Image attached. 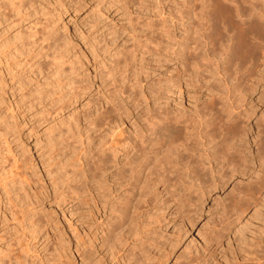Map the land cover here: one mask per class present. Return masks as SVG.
<instances>
[{"label":"rangeland","instance_id":"374dc122","mask_svg":"<svg viewBox=\"0 0 264 264\" xmlns=\"http://www.w3.org/2000/svg\"><path fill=\"white\" fill-rule=\"evenodd\" d=\"M18 1L19 0H14V2H18ZM174 1L175 0H38L34 4V6H30L29 8L28 5L25 7L21 5L20 9L17 12L15 6H9L10 3L9 4L7 3L9 1L6 0L7 4H5V0L4 1L1 0L0 3L2 5L1 4L0 5L3 7L0 6V46L2 45L1 47L3 49L6 44L10 46V47L7 46L8 48H5V50H10V49L12 50V51L10 50L9 52L10 54L12 53L11 55H13L12 57L14 58L12 57L9 58H11L10 60L13 59L12 61L15 62V67L13 70L15 76L14 79L13 78L10 79L7 77L8 80L6 82L8 84V87L10 88L9 89L7 88L8 92L5 95L3 96L0 95V97L2 96L1 98H3V100L0 99V126L3 127L2 131H0V139H1L0 141L2 142V143L0 142V152L2 153V155L0 154V158H1L0 165L1 164L3 166L7 165L6 166L7 169H9L8 167L11 165V167H14L11 168L14 169V171L15 170L17 171L22 170L20 172L25 171L24 174L27 173L26 175L29 178L27 179V181L28 183L29 182L30 183L29 184L25 182L21 183L23 184L22 186L20 183H19L20 185L18 183H15L17 187L13 184L14 188H12L13 190L11 189L10 191L11 194L13 193L12 194L13 197L18 195L21 196V194L23 195L21 196L22 198H25L27 196L26 198L27 201L26 203L23 204V209H24L23 213L19 211L17 212V214H12L9 211L6 212V210H4V208L0 205V259H3L2 263L0 264L8 263V262L5 263V260L8 257L7 256L8 252L12 251L11 253H14L17 252L18 250L19 251L23 250L25 248L24 246H26L24 245V243L25 244L31 243L30 244L31 246L32 243L34 242L33 239L35 238L36 240L34 243L35 246L33 247V254L34 255L36 254L37 262L39 260L38 263L41 264L43 261L44 262L50 261L51 258L52 259L56 258V251H55L56 245L54 244H56L57 241L56 236L59 232L58 230H60L62 227L63 229L66 228L64 230L67 232V234H69L70 232H73L75 228L79 230V232L82 231L85 232L86 229H88L86 223L88 219V217H86L88 216L86 210L87 207L83 202H81L78 199L74 200L73 202L70 201V199H67L68 201L66 200V202L60 204L61 189H63L64 186L68 184V181L67 182L64 181L72 177L71 172L70 175L68 174L69 170L71 171L72 167L67 166L65 167V169L66 170L69 169L67 172V176L68 175L69 176L68 177L65 176L66 179L63 181L64 177L62 176L64 175L63 171L65 169L64 168H63L64 170L62 169L61 163L62 162L64 164L68 163L69 159H71L70 157H72L77 152L84 151L85 149H86L85 150L86 154L89 153V155H87L88 157H92V155L93 157L95 156L98 157L99 154H103L106 152H107L106 154H108V152L112 153V151L110 150L108 151V149L104 150L105 146L103 145V143L107 141V139H108L107 142H109V138L111 140V138H113L114 135H115L114 138L115 137L123 138L125 137V135L126 136L130 135L129 136L130 138L133 136L131 134L134 132V126H133L134 118L131 119V117H129V118H125L124 120L123 119L121 120L122 117L117 116V113L114 111V113H112L113 116L109 117L110 120L109 119L105 120L106 121V122L104 121L105 125L101 124L103 121L98 115L103 113V111L106 108L111 107L109 106V104L106 103L108 99L105 97L106 92L109 88V86H107L108 88H106V84L111 85V83H109L108 81L109 79L106 77V74L104 75L103 73L104 72L103 68H105L106 64L110 65L112 60L115 61L116 58L121 59L123 56L122 54L124 55L127 54L132 57H133L132 54H135V61L131 67L132 70L129 69L126 72V77L128 76L130 80L127 78L126 80L123 81V85H122L123 89L127 90V91L124 90L125 92H129V91L131 92L133 90L130 87L131 83H133L134 80L138 77V79L140 80V84L138 87L141 89V85H143L142 86L143 91H145L149 95L151 94V88L153 87L157 88L156 85L157 82L155 81H162V85H163L164 84L163 82L167 81V79L175 78L177 72L179 73L182 72V64H181L182 61L180 62L179 59L177 60L174 59L172 60V62L167 61L168 59L164 54V52H167L168 50L167 48L169 46L168 45L169 43L167 44L165 41L167 34H163L165 26L166 29L168 30L170 28L169 32L173 33V36L174 34L176 36L178 34L177 38H179L182 35V33L184 34L185 32L183 31L182 28L188 24V18L186 16H181V17L179 16L180 18H182L181 20H179L180 18L177 17L178 21L174 20L176 21L174 24L173 21L170 20V18L172 19L173 17V15L171 14H174L173 12H176V10L174 11V9H176L175 7L178 8L179 6V9L180 7L181 9L185 7V4H182L184 3L183 2L184 0H176V4ZM177 2H180L181 6ZM4 6H7V8H5L6 10L4 9ZM9 8L12 9L10 10ZM25 8L26 9L28 8L30 10L27 11ZM7 9L8 11L10 10L9 15L12 14L11 16L7 15L9 13ZM23 9H25L26 11ZM21 11L23 13L25 11V13L24 14L22 13L20 15ZM25 14L27 16H25ZM20 16L22 17V19H20L21 18ZM244 18L247 17L244 16ZM179 23L181 24V27L179 26L180 25ZM155 24H157V26ZM161 24L162 25L165 24V26L163 25L164 26L163 27ZM158 27H160L161 29L164 28L162 31L163 32L162 35H164L163 37H165V39L161 37L163 39V40L161 39L162 40L161 43L163 45L165 44V46L162 45L164 49L167 46L165 49L166 51L163 49L164 56L161 55L160 53H156L158 49H156L157 47H155L156 44L154 41L156 40L155 38H157L155 36H157V33L159 31L157 30ZM153 30H155V32L157 31V33H155ZM180 38L178 40H180ZM184 38H181V40H184ZM54 39L57 40L55 46L57 44L59 45L61 44L63 50L58 48L59 50L57 52H54V49L51 48L50 50L47 51V57L43 56L45 55L46 52V50H43L41 54L37 55L35 58L31 60L32 62L31 61L28 62L24 54V50H22L20 53L17 54V51L19 52L21 48L18 47L17 49L16 47L17 45L21 46L23 43L28 45L29 43V46L26 47H32V49L35 50L34 53H36L37 51H40L39 50L40 47H45V45H47L48 42L53 43ZM149 39H150V43L152 44L146 43L148 42ZM152 39H154V41ZM63 43L65 44L63 45ZM104 43L106 46L109 45L107 46L108 49L106 48V46H104ZM140 43H142L143 45L145 44L147 45L143 47V45ZM94 45L96 46L97 49L98 47H100V49L101 48L104 49L103 51L102 50L99 51L100 49H98L99 57H97L96 61H94L93 52H92L93 51L92 46ZM1 47L0 50H3L1 49ZM15 49H16L15 51L16 53H14ZM14 54L17 55L14 56ZM159 56L161 57L159 58ZM260 59L263 62L259 60L257 62L258 65L257 63H255L257 67L256 68L254 67V70L252 69L254 75L252 71H249L252 73L251 74L252 76H257L258 74L263 72L264 55H261ZM158 60L160 63L158 62ZM250 62L252 63V61H248L247 63H245L244 66L245 68L242 67L244 69L240 71V74L245 72V70H247L246 68H250L251 70V67L249 66L250 65L252 66V64ZM158 63L161 64V66ZM258 69H260V71ZM205 74L211 75L210 77L211 80L207 78V82H208L207 84L203 82L205 86L212 87L213 86L212 84L223 83L222 79L219 78L218 76L216 75L214 76L209 72ZM233 75L234 77L238 76L236 73H233ZM171 76L173 77L171 78ZM231 77L233 76L231 75ZM231 77L225 76L223 78L230 79ZM104 78L105 79L107 78L106 81H104L105 80ZM184 78L186 79V77L184 76L182 78L181 89L179 90H178V86L176 87L173 86L172 89L171 87L170 88L168 87L169 84L168 85L164 84L165 87L167 86L166 88L163 87V89L161 90L163 93L162 96L164 97L161 96L159 99H157L151 96L149 98V101H142V103L139 105L141 106L140 107L141 111L145 112L147 108L153 107L155 103L158 104V102H160L159 105H161V107H166V106L171 107L169 108V110L171 109L172 111L176 110L177 112H179L180 110L183 109V107L187 109L190 106L192 107L194 105L195 106L198 105V103L199 106H201L206 101H208L209 98H211L210 96L211 93L209 91L206 92L205 87H203L201 89V93L199 92V94H197V97L199 96V98H201V100L197 99L198 101L197 103V101L194 100L196 99L194 94L195 90H193L190 84H186L188 82L186 80L184 81ZM219 79L222 82H220ZM229 79H227V81ZM231 80H230L231 82L228 81L229 82L228 84H232L237 81L236 78L235 79L231 78ZM245 82L246 80H244L242 84L244 85ZM263 83L264 81H262V83L259 84L260 86L259 85L256 86L255 92L252 95L253 98L252 105L251 104L250 106L246 105L247 108L249 109L247 108L245 109L244 107L240 108V109L244 108L243 113H245V111L248 110L247 112L249 113V115H251L250 119L248 120L249 121L248 123H250L249 124L250 127L254 125V127H252L253 129L252 135L254 136L257 135V133H259V128H255L256 126L254 123H256L258 120H260L261 122L264 120L263 117L264 96L263 98L261 97L262 95H264ZM124 84L125 86L127 85L129 90L127 89V87L124 86ZM60 86L61 88H59ZM110 88H112V86ZM168 88L170 89V91H168L169 90ZM240 88H242V86ZM10 89L13 92H11ZM36 90L43 94L45 93L41 101L38 99V92ZM125 92L123 93V95L125 94ZM130 92L127 94L129 95ZM127 94H125V96L123 97L125 100L122 99L123 95L122 96L119 95L121 98L117 96L118 98L116 97L117 99L114 100V104L117 103L116 105H118L119 107H123L126 102L130 101L129 97L126 96ZM167 94H169V96ZM237 95L239 96V94ZM259 97H261L262 99H259ZM119 99L122 100L119 101ZM154 99L156 102L154 101ZM226 99L227 97L224 98L225 101ZM150 101L151 104L149 103ZM120 102H122L121 105L118 104ZM155 105L154 107H156ZM179 107H181L182 109ZM250 107H253L255 111ZM256 107H258V109H255ZM190 108L187 110H190ZM230 114L231 116L229 115L228 119L233 115L236 116L235 111L234 112L231 111ZM142 116L141 118H145L144 117L145 115L143 117ZM118 117L120 118L119 122H117L119 120ZM97 118L100 119L99 121L96 122V125L92 124L91 121H93L94 119L98 120ZM5 119L8 123L5 122ZM122 121L124 122L121 123ZM118 123L119 124L121 123V126L117 125ZM4 125L5 126L7 125L8 127L7 126L4 127ZM98 125H100L101 127ZM116 125L119 127L117 128ZM126 126L130 130V134L128 133L129 130L127 129ZM119 128L122 129V132H120L121 130L118 131ZM5 130H7V134L5 133ZM124 131L126 132V134ZM3 132L6 134L5 136L2 135ZM118 132L119 134L117 135L118 136L117 137L116 134ZM111 133H113L114 135L113 134L111 135ZM110 135L111 137H109ZM121 135L122 137H120ZM3 136L6 137L7 140L6 139L4 140ZM78 137L80 139H78ZM79 140L81 142H79ZM5 141H7L8 143ZM252 141H250V146L248 151L246 149L244 150V152L246 151L245 153L248 152L249 154H251V156L253 152L254 154L256 152L254 151L256 150L255 149L256 145H254V142ZM251 143L253 144L251 145ZM126 145L125 146L128 148L126 149V152L129 154L127 155L126 159L128 160L131 157L133 158L134 150L131 151L129 144ZM63 146H66L67 152L65 151L66 154L61 155L59 149H61ZM112 154L114 155V153ZM112 154H108V155L111 157L113 156ZM115 155H117L116 162L119 160V165L120 164L124 165L126 163L127 161L126 159H125L126 161L123 160L124 163L121 160L122 151L120 149L116 151ZM3 156L7 159V161L2 159ZM3 160L6 162H4ZM85 160L86 159L83 158V162L85 165L84 168L85 170L87 169L86 171L87 173H89L90 170L88 169L89 167L88 165H86ZM91 160H88L87 162L89 163L90 167L92 162L90 163L89 161ZM14 161L16 162V164L18 163V165H16ZM4 163H6V165ZM210 164L211 166L213 165V167L218 165L217 163L215 164V161L213 160L212 163ZM210 164H205L204 166L205 169L203 168L202 171L203 173L201 176L200 175L198 177L195 176L196 173L195 175L191 173V177H189L190 179H188V177L185 176L184 177L185 183L184 181L182 182L180 181L179 183L174 179L175 177H173L172 180L171 179L172 174L170 176V173H164V175H162L161 177H157L158 176L157 173L153 174L152 177H155L154 175L157 174L155 178L157 182L155 180L156 183H154L155 185L154 184L152 185V188L154 186L156 187L157 185V187L153 189L158 191L156 193L155 190L151 189L153 190L151 191L152 194H148L149 195L148 197L149 198L151 197L147 205L149 209L145 208L146 203H143L142 208H145V210H143L142 214L144 215H142L141 217V219H145L143 222H145L144 224H146L147 228H150L148 224L151 223L150 226L152 225L149 230L150 231L149 236L153 238L152 239L153 245L152 244L150 245L149 247L150 249L148 248L146 255L145 254L142 255L145 257L142 256L139 257L140 259L143 258L144 259L138 260L136 264H140V263L144 264L145 262L147 264L149 263L154 264V262L155 264H159V263L161 264H185V263L186 264L188 263L189 264L190 263L191 264L192 263L193 264H198V263L199 264H263L264 188L263 187L259 188V186L257 184H255L256 185L255 186L254 183L255 181L258 180V176L256 172H259L258 173L259 175L262 172L264 165L261 164L262 166L261 167L259 166L260 164L258 165V163L256 164L255 162H253L252 169L245 173L239 171L238 172L230 171L229 173L228 169H231V167L230 166L227 167L226 165H224L226 167L224 168L223 166L224 169H222L220 173H217L216 169L215 171L212 172ZM14 165H16L18 168L15 167ZM23 165H25L26 167ZM125 166L127 167V165ZM207 169L210 172H205ZM226 169L228 171H226ZM3 170H5V167ZM253 171L255 172V175ZM205 173L211 174L210 179L212 181H214L216 176L217 177L215 181L217 182L219 181L217 180L220 177L218 176V174L224 175L225 180H223L224 177L223 179L220 180L221 184L217 186L218 188L217 189L215 187V184L213 185V182L209 179V174L208 175L206 174L205 176ZM202 176L204 183L203 185L201 183ZM204 176L205 178L207 177L208 179H205ZM161 178H163L164 180ZM195 178L196 179L200 178L201 182H199V180L195 181ZM206 180H210L211 182L209 183L208 181L207 184L205 185ZM174 181L176 183H174ZM187 181L188 182L192 181L190 182L192 187L189 186L190 183H186ZM197 181L199 182V184L202 185V186L200 185L201 189H199L200 186L197 184L198 183ZM223 182H224V186H223ZM72 183L73 182L71 181L70 184ZM62 184L64 185L62 186ZM164 185L166 188H164ZM167 186H171L173 189H171L170 191V187ZM15 188H17L18 190ZM167 188L169 189V191L166 190ZM183 188L186 189L190 188V190L188 189L185 191V189ZM233 188L235 189L234 192L231 191V189L233 190ZM14 189L16 191H14ZM25 189L27 190V192L24 193L23 191H25ZM138 189H137L138 192L135 190V192H137L135 193L137 197L139 193ZM180 189L184 191L180 192ZM154 191L156 194L154 193ZM29 192L30 194H28ZM198 192L200 193L201 196L199 194L198 195L196 194ZM204 192L207 194H205ZM26 193L27 195H24ZM153 193L155 196L153 195ZM181 193H183V196ZM186 193L187 194L193 193V194L191 196L190 195L188 196ZM171 194L172 195L174 194L173 197H171L172 196ZM151 195L154 196V198ZM199 196L200 197L203 196V197L200 198ZM186 197L189 198L188 201H190L191 204H187L189 202H186L187 204L186 207L181 206L182 204L185 205L184 200L187 199ZM144 199L146 198L144 197ZM178 199L180 200L181 205L179 203V205L176 206L175 202H178L179 201ZM35 200H37L38 202H35ZM29 201L30 202L32 201L31 205H29L30 204ZM27 202L29 203L27 204ZM77 203H79L78 204L79 206L77 205ZM178 206H180V209ZM183 207L184 208L188 207L187 208L188 212L187 209L184 210ZM1 208L3 209L1 210ZM146 209L148 210V212L146 211ZM179 210L185 213H180ZM8 212L9 214L14 215V217L17 219L14 220V217L9 215ZM149 217L151 220L149 219ZM81 218L83 219L81 220ZM146 218H148V220ZM32 222L34 223L35 227L31 226V229H35V228L37 229V233H36L37 235L33 234L34 236L32 234L30 235L29 232L27 231L29 229L28 227L29 223ZM67 222H69L72 226L69 225V223ZM80 223L83 225H81ZM56 226L57 227L59 226V228H57ZM17 230H19V232ZM151 230L152 232L157 234V236L153 235L154 233L151 234L152 233ZM24 232L27 233L28 236ZM23 234L25 237L22 236ZM155 236L157 237L158 240L155 238ZM20 238L23 239V240L21 239L22 243L19 242ZM130 247L131 246H129L128 248ZM38 254L40 256H38ZM41 257L43 258L41 259ZM75 259L77 260H74V264L82 263L81 261H79L80 258L77 255L75 256Z\"/></svg>","mask_w":264,"mask_h":264},{"label":"bare ground","instance_id":"6f19581e","mask_svg":"<svg viewBox=\"0 0 264 264\" xmlns=\"http://www.w3.org/2000/svg\"><path fill=\"white\" fill-rule=\"evenodd\" d=\"M7 1H9V2H7L8 4L10 3L9 6H15L17 9L16 11L18 12L21 5L24 7L28 5V8H29L30 6H34V4L38 0H19L18 2H14V0H7ZM0 2H1V0H0ZM174 2L176 4V0ZM180 2H177V3H179V5L181 6ZM183 2L184 3L181 2L182 4H185V7L184 8L182 7L183 9H181V7L179 9V6H178V8L175 7L176 5L173 6L176 8V9H174V11L176 10V12L171 11L174 14H171V15H173V17L171 16L172 19L170 18V20H172L173 24H174L176 22L174 20L178 21V18H180L181 16H186L188 18V24L182 28L183 31H185L184 34L182 33V35L180 34L181 36L179 35L181 38H184V36H185L184 40H181L180 37H179L180 40H178L179 39V38H177L178 34H177V36L175 34L173 36V33L169 32L170 28L168 27L169 30L166 29L165 24H163L165 26V29L164 28L161 29L160 27L157 28V30H159L158 33H157V31L155 32L156 29L153 30L155 33H157V36H155L157 38L154 37L156 40L154 41V39H152L156 44V46H155V47H157L156 49H158L156 51V53H160L161 55H163V52H164L163 46H165V44L163 45L161 43L163 40L161 37L164 36V35H162V33H163L162 31L164 29L163 34H167V36H168V38L166 36L165 41L167 44L169 43L168 44L169 46L167 48L168 49L167 52H164L166 58L168 59L167 61L172 62V60H174V59H176V60L179 59L180 62L182 61V63H181L182 64V72L181 73L177 72L176 77L174 76L175 78H172L173 76H171L172 79H170V78L167 79L168 78L167 77L166 78L167 81H164L163 83L167 84V85L169 84L168 85L169 88L170 87L172 88L173 86H175V87L178 86V90H179V89H181V80L185 76L186 79L184 78V81L186 80L188 82L186 84H190L192 86L193 90H195L194 94H195L196 99H194V100H196V101H197V99L201 100V98H199V96L197 97V94H199V92L201 93V89L203 87H205L206 92L209 91L211 93V95H210L211 98H209V100L206 101L205 103L203 101L204 104L200 103V104H202L201 106H199V103L197 101L198 105H196V106L194 105L195 107L190 106L191 108L190 107L187 108V109L190 108V110L185 109V107H183V109L181 107H179L182 109L179 112H177L176 110H173V111L171 109L169 110V108H171V107L166 106L168 103L165 105L166 107H161V105H159L160 102L157 101L158 104H156V103H155L156 105L154 104L156 107H154V105H153V107L147 108L146 111L143 112V111H141V108H140L141 106H139L142 103V101H149V98L151 96L155 97L157 99H159L162 96L163 93L161 90L163 89V87H165L164 84L162 85V81H155V82H157V84L155 83L157 85V88H154V87H153L154 89L151 88V94L149 95L148 93L143 91V89H142L143 85H141V89L138 87L140 84V80L138 79V77L135 80L133 79L134 78L133 77L132 79L134 80V82L131 83V86H130L131 89H133V90L131 92L129 91L130 94L128 95L127 93H129V92H125L124 90H126V89H123L122 85H123V81L128 78V76L126 77V72L129 69L132 70L131 67L135 61V54H132L133 57L129 56L127 54L126 55L122 54L123 56L121 59L116 58L115 61L112 60L110 65H108V64H106V66L103 65V66H105V68H103L104 69L103 73H104V75L106 74V77L109 79L108 80L109 83H111V85L106 84V88H108L107 86H109V88H108V90L106 92V96H105L108 99V101L106 103L109 104V106H111V107L106 108L103 111V113L98 115L101 118V120L103 121L102 123L101 122L100 123L105 125L104 121L109 119V117H112L113 116L112 113H114V111L117 113V116L122 117L121 120L122 119L124 120L125 118H129V117H131V119L134 118V120H133L134 121V123H133L134 132L131 130L134 133V134L133 133L131 134V135H133L132 136L133 138L131 137L132 138L131 139L129 137L130 135L126 136L125 131H124L125 134L123 133L125 135V137H123V138H119L117 136L119 134V132L116 134V136L118 138H116V137L114 138L115 135L113 133H111V135L112 134L114 135L113 138H111V140L109 138V142H107L108 141V139H107V141H105L103 143V145L105 146L104 150L108 149V151L110 150V151H112V153H114V155H113L112 153L108 152V154L113 155V156H111L112 158L108 154H106L107 152L103 153V154H99L98 157L95 156L96 158L93 157V155H92V157H88L87 155H89V153L86 154V151H85L86 149L85 150L83 149L84 151L79 150L81 152H77L72 157H70L71 159H69L68 163H65V164L63 162L61 163L62 169L63 168L65 169V167H67V166L72 167L71 171L68 169L69 170L68 174L70 175V172H71L72 177L70 179H66L65 176H67L68 170L63 169L64 170L63 171L64 175L62 174L63 175L62 177H64L63 181L66 179L64 182L68 181V184L66 183L67 185L64 186L63 189H61L60 204L61 203L63 204L64 202H66L67 199H70V201H72V202L74 200H77V199L80 200L81 202H83L85 204V206L87 207L86 210H87L88 216H86V217H88V219H87L86 223H87L88 229H86L85 232H83V231L79 232V230H77L75 228V225H74V228L76 230L72 227L74 230H73V232H70L72 234V236H71L70 233H69L70 234L69 235L64 230L66 228L63 229V227H62L60 230H58L59 232L56 236L57 241L54 240V241H56V244H54V245H56L55 246L56 258H53L54 260L51 258L52 261L50 260L47 262H44L43 261L44 259H43L42 260L43 262L41 264H72V262L74 264V260H77V259H75L76 255L80 258L79 261L82 262V263L80 262L81 264H83V263H85V264L86 263L87 264H136L138 262V260L144 259V258L140 259L139 257H141L144 254L146 255L148 248L152 244L153 238L151 236H149V234H150L149 230L152 226V225L150 226L151 221L149 222L150 224H148L150 228H147L146 224H144L145 222H143L145 219H141V217H142V215H144V214H142L143 210H145V208L149 209L147 207V205H148L151 197L149 198L148 194H152L151 191L155 190L153 188L157 187V185H156V187L154 186L152 188V185L157 182V180L155 179L157 174H158L157 177H161L162 175H164V173H170V176L172 174L171 179L173 180V177H175L174 179L180 183V181L182 182L185 180L184 179L185 176L188 177V179H190L189 177H191V173H193V175H195V173H196L195 176H197V177L199 175L201 176L203 173L202 171H203L205 164L212 163V160L215 161V164L216 163L218 164L215 167H213V165L211 166V164H210L212 172L215 171V169H216L217 173H220V171H222V169H224L226 166L231 167V169H228L229 171L226 169V171H228L229 173H230V171H232V172H238L239 171V172L245 173V172H248L249 170L252 169L253 162H255L256 164L258 163V165L260 164L259 166H261V164L264 165V120L262 122L260 120H258L257 122L254 120L256 122V123H254L256 126L255 128H259V133H257V135L254 136V135H252V131H253L252 127H254V125L250 127L249 126L250 123H248L249 122L248 120L250 119L251 115H249V113L247 112L248 110H246L245 113H243V111H244L243 109L247 108L246 105H249V106H250V104L252 105V102H253L252 95L255 92L256 86L261 84L262 81H264V69H263V72L258 74L257 76L251 75L253 73L252 69L254 70V67L255 68L257 67L255 65V63H257L259 60H261L263 58V56H262V58L260 59L261 55H264V0H184ZM7 3L5 0V4H7ZM1 7H3V6H1ZM5 8H7V6H4V9ZM12 8H9V9L11 10ZM28 8L27 9L25 8V9L28 11V10H30ZM25 9H23V10H25ZM7 11H8V9H7ZM7 11H6V13H7ZM25 11H24V13H25ZM15 12H12V13H15ZM22 13L23 12L21 11L20 15ZM9 14H10V12L7 15L8 16L12 15V14L11 15H9ZM26 14H25V16H27ZM175 14H178V15H175ZM179 14H182V15H179ZM18 15H16V16H18ZM14 16H15V14H14ZM244 16L247 18H244ZM174 17H176V18L178 17V18L176 19ZM20 19H22V17ZM181 19L182 18H180L179 20H181ZM162 20H164V19H162ZM170 20H169V23H170ZM186 23H187V21H186ZM181 24H182V22H181ZM181 24L179 25L180 27H181ZM155 25L157 26V24H155ZM153 27H152V29H153ZM174 33H176V32H174ZM163 38L165 39V37H163ZM45 40H46V38H45ZM56 41L57 40L54 39L53 43L48 42L47 45H45V47H40L41 49L39 48L40 51H37L38 52V53L36 52L37 54L34 53L35 50L32 49V47H26V46H29V43H28V45L23 43L21 46H19V45H17V46L15 45V46L17 47V49H18V47H21L19 52L17 51V54L20 53L22 50H24V54L26 56V59L29 62L33 58H35L37 55L41 54V52L43 50H46L45 55H43L44 57L45 56L47 57V51L50 50L51 48L54 49V52H57L59 50L58 48L63 50V47L61 44L60 45L57 44L55 46ZM153 41H151V42H153ZM165 41H163V42H165ZM105 43H104V46H106ZM146 43H150V39ZM64 44L65 43H63V45ZM140 44H142V43H140ZM150 44H152V43H150ZM95 45L92 46L93 47L92 52H93L94 61H96L97 57H99L98 49H100V47H98V49H97ZM146 45L147 44L143 45V47ZM7 46L10 47L9 45L6 44L4 46V49L1 47V49H3V50H0V95H2V96L5 95L8 92V89L10 88V87H8V84L6 82L8 80L7 77L10 79H12V78L14 79V76H15V73H13V70L15 67V62L12 61L13 59L10 60L11 58H9V57H12L13 55H11L12 53L10 54V52H9L11 49L5 50V48H8ZM107 46H109V45H107ZM107 46H106V48H107ZM166 47H165V49H166ZM103 48H105V47H103ZM101 50L103 51L104 49L101 48L99 51H101ZM15 51H16V49L14 50V53H16ZM17 54H14V56ZM40 56H42V55H40ZM160 57L161 56H159V58ZM12 58H14V57H12ZM166 58H164V59H166ZM161 59H163V58H161ZM248 61H252V63L250 62L252 64V66L251 65L249 66V67H251V70H250V68H246L247 70H245V72L240 74V71H242V69L245 68L244 67L245 63H247ZM158 62H159V60H158ZM261 62H263V61L261 60ZM170 63H168V64H170ZM165 64H166V62H165ZM159 65L161 66V64H159ZM248 65H249V63H248ZM257 65H258V63H257ZM242 67H244V68H242ZM176 70H178V69H176ZM258 70L260 71V69H258ZM204 71H207L214 76L215 75L218 76L219 78L222 79L223 83L212 84L213 85L212 87L205 86L203 84V82H205L207 84L208 83L207 78L210 79L211 75L207 74L208 75L207 76L205 74L207 72H204ZM249 71H252V73ZM203 72L205 75L203 74ZM233 73H236L238 76L234 77ZM171 75H173V74H171ZM231 75L233 77H231ZM253 75H254V73H253ZM225 76L231 77L233 79L236 78L237 81L232 83V84H228L229 83L228 81H230L231 78L230 79L227 78V79H229L227 81V79L223 78ZM248 76H250V77H248ZM106 79L104 81H106ZM166 79H164V80H166ZM210 80H209V82H210ZM244 80H246V82L243 85L242 82ZM219 81H220V79H219ZM222 81H220V82H222ZM129 82H132V81H129ZM190 85H188V86H190ZM263 85H264V83H263ZM111 86H112V88H110ZM124 86H125V84H124ZM241 86H242V88H240ZM125 87H127V85ZM59 88H61V86ZM127 89L129 90L128 87H127ZM10 91H11V89H10ZM166 91H165V93H166ZM168 91H170V89ZM11 92H13V91H11ZM37 92H38V99L41 101L43 99L45 93L43 94L39 91H37ZM124 92H125V94H127L126 96L129 97L130 101L126 102L123 107H119L118 105H116L117 103L114 104V100L118 98L117 96H119V95L122 96ZM125 94L122 96V99H124L123 97L125 96ZM237 94H239V96ZM13 95H14V93H13ZM164 95H166V94H164ZM167 95L169 96V94H167ZM263 96L264 95H262L261 97L263 98ZM1 97H0V99L3 100V98H1ZM162 97H164V96H162ZM192 97H193V95H192ZM225 97H227L226 101L224 100ZM261 97H259V99H262ZM203 98H205V97H203ZM122 99H119V101H121ZM192 100H193V98H192ZM200 100H199V102H200ZM154 101H155V99H154ZM122 102H120L118 104L121 105ZM149 103L151 104V101ZM10 106H12V105H10ZM112 107H114L115 109ZM241 107H244V108L240 109ZM151 108H153V109H151ZM250 108H252L254 110L253 107H250ZM247 109H249V108H247ZM255 109H258V107H256ZM230 110L233 112L235 111L236 116L233 115L232 117H229V119H228V116L229 115L231 116ZM241 110H242V112H241ZM142 115L145 118H141ZM260 117H262V116H260ZM263 117H264V115H263ZM99 119L98 120L92 119L93 120V121H91L92 124L96 125V122L99 121ZM119 121H120V118L117 122H119ZM5 122L8 123L6 121V119H5ZM123 122L124 121H122L121 123H123ZM121 123L120 124L118 123L117 125L121 126ZM92 124H91V126H92ZM129 125H131V124H129ZM6 126L4 125V127H6ZM98 126H100V125H98ZM119 126H117V128ZM1 127L2 126H0V131H2V129H3V127L2 128ZM111 128H113V127H111ZM120 128L118 131L121 130L120 132H122V129H120ZM123 129H125V128H123ZM127 129H128V127H127ZM132 129H133V127H132ZM128 130H127V132H128ZM112 131H113V129H112ZM3 133H2V135L5 136L7 134V130H5L6 134L5 133L3 134ZM128 133L130 134V130ZM111 135L109 137H111ZM120 137H122V135ZM5 139H6V137H4V140ZM78 139H80V138L78 137ZM250 141L254 142V145H256L255 146L256 150H254L252 148L254 151H256L255 154L253 152L252 156L248 152L247 153H245L246 151L244 152L245 149L248 151L249 146H250ZM5 142H7V141H5ZM79 142H81V141L79 140ZM124 144L125 145L129 144L131 151L134 150L133 151L134 156H133V158L131 157L132 159L131 158L128 160L126 159L127 155H129L126 152V149H128L126 146H128V145L125 146ZM252 144L253 143H251V145ZM6 145H8V144H6ZM251 147H253V146H251ZM118 149H120L122 151V159L121 160L122 161L127 160L124 165H121V164L119 165V160L116 162L117 155H115V153ZM59 150L61 152V155H64L67 152L66 146H63ZM249 152H250V150H249ZM0 154L2 155L1 152H0ZM83 158L86 159L85 162H86V165H88V167H89V168L87 167L90 170L89 173H87V171H86L87 169L85 170V168H84L85 165L83 162ZM2 159L7 161V159L4 156L2 157ZM24 160H25V158H24ZM88 160H91V161H89L90 163L92 162L91 167L89 166V163H87ZM6 161H4V162H6ZM67 161H68V159H67ZM124 161H123V163H124ZM4 164L6 165V163H4ZM15 164H16V162H15ZM16 165H18V163ZM16 165H14V166L17 167ZM125 165H127V167ZM224 165H226V166H224ZM6 166H3L2 164L0 165V180H1V183H0V190H1L0 205L4 208V210H6V212L9 211L12 214H17V212L19 211V212L23 213V211H24L23 204L26 203L27 196L25 198H22L21 196H23V195L21 194V196L18 195V196L13 197V195H12L13 193L11 194L10 191L12 188H14L15 183H18V184L19 183L21 184L24 182L28 183L27 179H29V178L26 175L27 173L24 174L25 171L24 172H20L22 170H20V171L15 170L14 171V169H11V168H14V167H11V165L8 167L9 169H7ZM23 166H25V165H23ZM223 166H224V168H223ZM4 167H5V170H3ZM111 169H114V170H111ZM207 170L205 172H210L209 170L208 171ZM254 171H253V173L255 175ZM154 173H157V174L154 175L155 177H152ZM256 173L258 176V180L255 181L254 185L257 184L259 186V188H261V187L264 188V166H263V169L261 172L262 174L260 173L261 175L260 174L258 175L259 172H256ZM206 174L207 173H205V176H206ZM210 175L211 174H209V179L211 177ZM205 176H204V178H205ZM218 176H220L217 179V180H219L218 182L215 181L217 176L215 177V179L212 177L214 179V181H212L210 179L213 182V185L215 184L216 188H217V186H219L221 184L220 180L223 179V177H224V175H222V174L221 175L218 174ZM165 177H166V174H165ZM142 178H143V180H142ZM192 178H194V177H192ZM161 179H163V178H161ZM201 179H202V182H201L200 178H197V179L195 178V181L199 180V182H201L203 185L204 184L203 183V176ZM205 179H208V178L206 177ZM155 180H156V182H155ZM210 180H206L205 185L207 184L208 181L210 183L211 182ZM223 180H225V177ZM71 181L73 182L72 184H70ZM158 181H159V179H158ZM188 181L186 183L192 182V181H190V182H188ZM193 181H194V179H193ZM226 181H227V179H226ZM171 182H173V181H171ZM178 182H177V184H178ZM197 182H195V183H197ZM199 182L197 184L200 186L201 184H199ZM174 183H176V182L174 181ZM184 183H185V181H184ZM168 184H165V185H168ZM22 185L23 184H21V186ZM63 185L64 184H62V186ZM165 185H164V188H166ZM198 185H197V187H198ZM184 186H185V184H184ZM189 186H191V183L189 184ZM201 186L199 189H201ZM223 186H224V182H223ZM167 187H170V191H171V189H173L171 186H167ZM211 187H213V186H211ZM206 188H207V186H206ZM15 189H17V188H15ZM15 189H14V191H16ZM137 189L139 190L138 197L135 194L138 192ZM151 189H153V190H151ZM181 189H180V192L184 191ZM183 189H185V191L188 189L190 190V188H188V189L183 188ZM135 190L137 192H135ZM166 190L169 191L168 188ZM234 190H235L234 188H233V190L231 189V191H233V192H234ZM155 191H154V193H155ZM157 191H156V193H157ZM23 192L25 193V192H27V190L25 189V191H23ZM178 192H179V190H178ZM241 192H242V190H241ZM154 193H153V195H154ZM193 193H188V194L186 193V194L188 196L189 195L191 196ZM235 193H236V191H235ZM28 194H30V192ZM174 194H176V193H174ZM181 194L183 196V193H181ZM196 194L200 195L199 192ZM205 194H207V193H205ZM205 194H203V195H205ZM24 195H27V193ZM173 195L171 197H173ZM154 196H152V197L154 198ZM30 197H28V198H30ZM136 197H137V199H136ZM144 197L146 199H144ZM202 197H200V198H202ZM200 198H198V199H200ZM188 199L189 198H187L186 200L183 199L185 201V203L183 202L185 205H183V204L181 205V202L179 199H178L179 201L176 200V201H178V202H175L176 206L179 205V203H180L181 206L186 207L187 204H191L190 201H188ZM183 200H181V201H183ZM152 201H151V203H152ZM29 202H27V204ZM31 202L29 205H31ZM35 202H38V201L35 200ZM186 202H189V203L186 204ZM254 202H256V201H254ZM143 203H146V207L144 206L145 208H142ZM78 204L79 203H77V205ZM192 204H193V202H192ZM149 206H150V204H149ZM178 207L180 209V206H178ZM196 207H197V205H196ZM235 207H237V206H235ZM3 208H1V210ZM83 208H84V206H83ZM187 208H184V210ZM147 209H146V211L148 212ZM236 210H237V208H236ZM83 211H85V210H83ZM9 212H8V214H9ZM187 212H188V209H187ZM180 213H185V212L180 211ZM62 214H63V212H62ZM9 215H11V214H9ZM183 215H185V214H183ZM11 216L14 217V215H11ZM180 216H182V215H180ZM180 218H182V217H180ZM15 219H17V218L14 217V220ZM82 219L83 218H81V220ZM146 219L148 220V218H146ZM149 219H150V217H149ZM155 220H156V218H155ZM50 222H51V220H50ZM67 223H69V222H67ZM69 225H71V224L69 223ZM81 225H83V224H81ZM31 226L35 227L33 222L29 223V226H28L29 229L27 231L29 232L30 235L36 234L37 229L36 228L31 229ZM185 227H186V225H185ZM57 228H59V226ZM69 228H71V227H69ZM17 231L19 232V230H17ZM151 232H152V230H151ZM153 233L154 232H152L151 234H153ZM25 234L27 235V233H25ZM153 235L157 236V234H155V233ZM22 236H24V234ZM156 236H155V238L157 239ZM22 238H20L19 242H21ZM33 240H34V242L32 243L31 246H30L31 243L30 244L27 242H26L27 244L24 243V245H26V246H24L25 248L22 246L24 248L23 250H20V251L18 250L17 252L13 251L14 253H11L12 251L8 252L7 253L8 257L6 258V260L4 259L5 263L8 262L6 264H40V263H38L39 260H38V262L36 260V254L35 255L33 254V247L35 246L34 243H35L36 238ZM129 246H131V247L128 248ZM20 249H22V248H20ZM38 256H40V255L38 254ZM149 256H150V254H149ZM142 257H145V256H142ZM42 258L43 257H41V259ZM151 258H152V255H151ZM159 259H161V258H159ZM0 260H1L0 263H2L3 259H0ZM146 260H147V258H146ZM157 261H160V260H157ZM139 263H140V261H139ZM140 264H143V263H140ZM144 264H147V263L145 262ZM154 264H155V262H154ZM159 264H161V263H159ZM263 264H264V261H263Z\"/></svg>","mask_w":264,"mask_h":264}]
</instances>
